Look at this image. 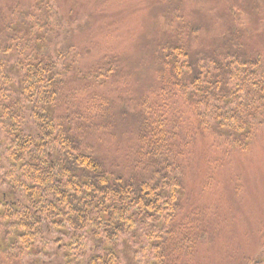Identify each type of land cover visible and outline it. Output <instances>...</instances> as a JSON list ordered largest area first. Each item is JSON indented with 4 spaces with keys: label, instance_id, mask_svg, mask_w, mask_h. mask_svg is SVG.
<instances>
[{
    "label": "trees",
    "instance_id": "obj_1",
    "mask_svg": "<svg viewBox=\"0 0 264 264\" xmlns=\"http://www.w3.org/2000/svg\"><path fill=\"white\" fill-rule=\"evenodd\" d=\"M44 8L46 22L58 34V12L47 2ZM17 24L22 33L10 26L9 43L0 45V264L18 262L20 256L31 264H191L207 214L197 211L191 218L182 208L188 159L181 168L156 171V161L169 151L179 149L189 157L190 139L182 138L181 121L175 119V130H168L157 118L162 108L148 116V102L156 95L144 100L132 148L136 168L130 162L118 170L105 166L83 145L89 121L76 120L71 107L59 112L62 80L80 53H70V43L62 50L46 47L20 16ZM177 45L164 50L168 79L158 90L159 100L166 101L165 108L170 105L173 117L186 109L192 123L226 151L244 149L262 126L250 113L251 101L241 100L245 80L260 77L252 71L258 58L238 62L229 56L231 63L223 66L214 56L200 55L194 63L187 48ZM49 246L56 248L50 252ZM260 248L252 264H264V242Z\"/></svg>",
    "mask_w": 264,
    "mask_h": 264
},
{
    "label": "rangeland",
    "instance_id": "obj_2",
    "mask_svg": "<svg viewBox=\"0 0 264 264\" xmlns=\"http://www.w3.org/2000/svg\"><path fill=\"white\" fill-rule=\"evenodd\" d=\"M45 2L60 16L58 34L43 16ZM18 16L34 27L33 34L43 37L46 47L55 45L62 50L70 43V53L73 49L80 53L68 69L71 74L62 80L59 112L67 111L64 106L71 107L76 120L89 121V137L83 145L105 166L118 170L130 162V168H136L132 148L137 112L144 100L156 95L148 102V116L157 115L162 108L163 114L157 118L168 130H175V119L181 121L182 138L190 139L189 157L179 149L169 151L156 161L160 167L156 171L161 175L181 168L185 157L188 159L182 208L191 218L197 211L207 214L191 264H252L264 242V90H260L264 81V0H0L2 47L9 43L10 26L22 33L21 24L14 26ZM66 31L69 39L64 41ZM178 43L187 48L189 61L194 63L200 55L214 56L223 66L231 63L229 56L238 62L243 57L247 61L258 58L252 71L260 77L245 80L249 84L241 100L251 101L250 113L262 126L244 149L226 151L192 123L186 109L182 107L178 118L173 117L170 105L165 108L166 101L159 100L158 90L168 79L164 50ZM234 75L242 82L239 73ZM88 76H99V81ZM134 169L132 173L138 174ZM55 248L47 249L53 252ZM28 259L20 256L13 264H31Z\"/></svg>",
    "mask_w": 264,
    "mask_h": 264
}]
</instances>
